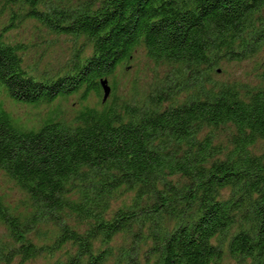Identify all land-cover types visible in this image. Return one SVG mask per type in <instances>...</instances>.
Returning a JSON list of instances; mask_svg holds the SVG:
<instances>
[{"label":"trees","instance_id":"obj_1","mask_svg":"<svg viewBox=\"0 0 264 264\" xmlns=\"http://www.w3.org/2000/svg\"><path fill=\"white\" fill-rule=\"evenodd\" d=\"M0 2V92L80 104L24 128L0 100V171L22 194L0 192V264H264V59L253 85L213 77L264 53V0ZM26 22L33 40H11ZM139 50L162 73L118 96Z\"/></svg>","mask_w":264,"mask_h":264},{"label":"rangeland","instance_id":"obj_2","mask_svg":"<svg viewBox=\"0 0 264 264\" xmlns=\"http://www.w3.org/2000/svg\"><path fill=\"white\" fill-rule=\"evenodd\" d=\"M8 19L9 13L8 11H5L0 18V23L5 22ZM8 37L11 40L24 42L25 44L30 43L34 37L31 24L26 22L22 25H19L17 28L12 29L8 33ZM37 42L40 43V41L38 40ZM40 45L41 46L35 50L41 51V49L43 48V44ZM70 50L71 48H69V44L65 42V40H61L52 50L51 57L49 59L53 61L57 57H60L63 52H69ZM263 56L264 53H261L255 58L245 61L244 63L222 65L218 68L217 75H213L214 80H216L217 82H224L228 84L247 83L253 85L256 82L254 74L257 71V64L260 63L261 59H264ZM27 60L29 63L32 62V59L30 57H28ZM157 72L160 74L162 73L161 70L159 68H156L154 63L146 57L145 52L143 50H139L137 53H135L133 61L129 63L127 67H125V70H119L117 73H115V76L111 77L112 79L114 78L113 80L115 81L116 95L128 97L131 93L132 83L134 85L133 93H135L136 91V94L139 95L146 85L153 83L155 74ZM160 78L161 76L159 77L158 81H160ZM109 84L111 86L110 81ZM0 100L4 101L5 108L12 115L14 122L24 128L37 127L41 123V121L47 119V115L49 113L61 114L69 120L72 117L73 112L75 110H78L80 106L79 97H71L67 101L57 100L50 105L30 106L26 104L12 103L5 97L3 92H0ZM87 102L88 104H97L99 102V99L95 95H91L88 98ZM0 192L7 194L6 197L10 202L17 201L22 196V194L19 193L18 189L15 187L14 183L7 177H5V175L1 171ZM123 202H125L126 204L130 203L129 199H120L115 201L112 204V207L114 209L118 208L122 206ZM25 264H50V262L39 259L35 260V262L30 261ZM228 264H230L229 261Z\"/></svg>","mask_w":264,"mask_h":264},{"label":"water","instance_id":"obj_3","mask_svg":"<svg viewBox=\"0 0 264 264\" xmlns=\"http://www.w3.org/2000/svg\"><path fill=\"white\" fill-rule=\"evenodd\" d=\"M100 85H101V87H102V89L104 91L103 100H105L108 97V95L110 94V88L107 86L106 81H101Z\"/></svg>","mask_w":264,"mask_h":264}]
</instances>
